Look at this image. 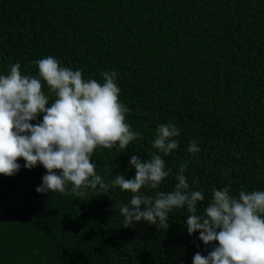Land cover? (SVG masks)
Listing matches in <instances>:
<instances>
[{
    "label": "trees",
    "instance_id": "16d2710c",
    "mask_svg": "<svg viewBox=\"0 0 264 264\" xmlns=\"http://www.w3.org/2000/svg\"><path fill=\"white\" fill-rule=\"evenodd\" d=\"M48 56L85 80L117 73L126 122L140 136L123 151L93 153L106 184L134 178L130 157L149 160L156 130L172 123L180 135L162 156L169 174L145 196L174 191L181 165L188 190L204 193L199 215L213 188L264 191V0H0V75L19 63L38 78L34 61ZM42 83L50 106L55 95ZM17 162L18 173L0 175V264H193L211 250L188 234L186 207L168 214L167 229L124 228L119 206L132 193L41 195L46 170Z\"/></svg>",
    "mask_w": 264,
    "mask_h": 264
},
{
    "label": "clouds",
    "instance_id": "9594fccd",
    "mask_svg": "<svg viewBox=\"0 0 264 264\" xmlns=\"http://www.w3.org/2000/svg\"><path fill=\"white\" fill-rule=\"evenodd\" d=\"M34 63L38 78L22 74L19 63L0 75V175L18 173L21 165L17 161L23 159L26 169L39 164L46 170L36 188L41 195L58 192L82 197L84 190L97 186L105 194L109 187H119L132 193L130 205L119 206L124 228L143 221L167 229L168 214L186 207L190 213L188 234L199 233V240L211 246L207 256L197 252L193 264H264V191H240L234 197L227 187L213 188L212 201L199 215L197 205L204 201V193L188 190L187 165H181L174 191L158 192L155 198L145 196L142 188L158 189L169 174L162 156L178 148L176 138L180 135L172 123L161 124L156 130L152 147L157 151L149 160L130 157L134 178L117 175L106 184L96 173L93 153L117 146L123 151L140 136L126 122L130 109L119 99L117 73L102 72L101 83L85 80L81 70L62 67L52 56ZM42 81L55 95L50 106ZM41 114L42 121L33 124ZM200 150L197 142L191 141L188 152Z\"/></svg>",
    "mask_w": 264,
    "mask_h": 264
}]
</instances>
